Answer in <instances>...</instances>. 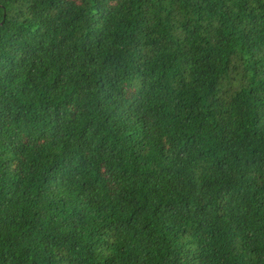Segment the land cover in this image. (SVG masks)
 <instances>
[{"label":"trees","instance_id":"trees-1","mask_svg":"<svg viewBox=\"0 0 264 264\" xmlns=\"http://www.w3.org/2000/svg\"><path fill=\"white\" fill-rule=\"evenodd\" d=\"M0 264H264V0H0Z\"/></svg>","mask_w":264,"mask_h":264}]
</instances>
